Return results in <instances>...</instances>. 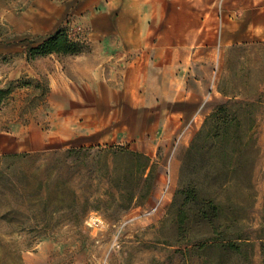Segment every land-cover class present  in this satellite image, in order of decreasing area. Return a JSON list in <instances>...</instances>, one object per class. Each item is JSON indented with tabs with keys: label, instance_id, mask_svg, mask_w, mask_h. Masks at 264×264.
<instances>
[{
	"label": "rangeland",
	"instance_id": "374dc122",
	"mask_svg": "<svg viewBox=\"0 0 264 264\" xmlns=\"http://www.w3.org/2000/svg\"><path fill=\"white\" fill-rule=\"evenodd\" d=\"M66 1L0 0V87L10 89L0 104V264H217L215 250L206 259L198 258L195 244L219 209L188 244L180 246L182 251L163 243L158 230L178 187L181 160L191 137L218 105L231 98L255 102L257 126L245 162L220 204L226 203L249 172L256 193L251 223L254 227L261 223L264 40L221 47L216 40L212 59L201 60L205 66L200 73H208L212 82L194 113L166 117L171 104L163 99L172 87L161 85L158 69L144 70L137 82L133 79L130 99L125 102L131 135L107 143L66 146L58 122L60 106H73L65 95L75 87L68 76L79 79L89 73L78 57L90 55L98 44L85 22L92 10L81 13L73 5L64 11L61 4ZM222 8L212 7L216 16ZM53 14L62 15L61 19L50 20ZM59 28L81 51L29 59V47ZM213 90L221 93V100L208 103ZM85 96L93 105L92 95ZM155 115L161 120L160 130L139 132L149 122L157 124ZM36 126L44 134H33L34 145L39 146L36 141L41 137L51 142L43 148L21 147L23 131ZM132 152L151 157L155 167L149 183V169L145 173L140 169L143 158ZM132 192L141 195V200L136 203L135 198L125 210L124 198ZM170 225L166 235L171 233ZM234 258L229 256L221 264H232ZM247 260L245 264H263L260 245Z\"/></svg>",
	"mask_w": 264,
	"mask_h": 264
},
{
	"label": "crops",
	"instance_id": "0c3cea01",
	"mask_svg": "<svg viewBox=\"0 0 264 264\" xmlns=\"http://www.w3.org/2000/svg\"><path fill=\"white\" fill-rule=\"evenodd\" d=\"M71 2L61 4L64 11L68 12L73 5L81 13L92 10L85 22H89L90 37L98 44L93 46L90 55L78 57L83 60L82 69L89 73L80 77L81 81L68 76L75 87L71 86L70 93L65 95L73 106H60L58 122L59 135L66 146L107 143L123 134L131 135L132 120L125 110V102L130 99L127 96H131L133 79L137 82L144 70L158 69L161 85L172 87L169 97L163 99L171 104L166 117L194 113L206 98L212 82L208 73H200L205 66L201 60L212 59L217 46L264 40V0ZM217 5L223 7L219 16L212 9ZM59 16L62 15L53 14L50 20H60ZM214 26L218 28L216 32ZM213 36H216L215 42H212ZM106 69L112 72L105 74ZM86 93L92 95L93 105H89ZM220 96V92L213 90L208 103L221 100ZM155 118L157 124L149 122L138 131L157 133L161 120L157 119L159 116ZM23 133L20 142L24 148L26 145L31 146L29 149L43 148L51 142L41 137L36 141L39 146L34 145L33 134H44L38 126Z\"/></svg>",
	"mask_w": 264,
	"mask_h": 264
},
{
	"label": "trees",
	"instance_id": "16d2710c",
	"mask_svg": "<svg viewBox=\"0 0 264 264\" xmlns=\"http://www.w3.org/2000/svg\"><path fill=\"white\" fill-rule=\"evenodd\" d=\"M80 51L64 29L59 28L39 45L29 47L28 58ZM9 93L7 87H0V104ZM256 126L255 102L244 99H228L206 117L191 137L181 160L178 187L158 230L163 243L182 251L180 246L188 244L193 234L219 209L195 244L198 258L206 259L208 252L215 250L217 264L224 263L229 256L235 257L232 264H245L260 245L264 264V205L262 221L254 227L251 214L256 193L249 172L226 203L220 204L245 162ZM132 154L143 158L140 169L142 173L149 169L146 177L149 183L155 167L151 157L139 152ZM141 197L133 192L128 194L124 209H129L135 198L139 203ZM168 224H171L170 235H166Z\"/></svg>",
	"mask_w": 264,
	"mask_h": 264
}]
</instances>
